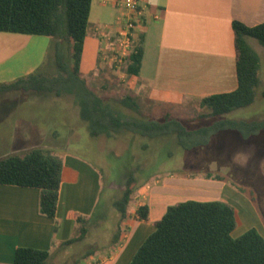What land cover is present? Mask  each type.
Masks as SVG:
<instances>
[{"label":"trees","instance_id":"16d2710c","mask_svg":"<svg viewBox=\"0 0 264 264\" xmlns=\"http://www.w3.org/2000/svg\"><path fill=\"white\" fill-rule=\"evenodd\" d=\"M92 1L0 0V32L44 36L51 40L45 63L36 73L1 87L7 90L31 89L57 97L72 96L90 135L97 139H115L124 134L151 139L173 135L180 145L189 149L210 143L222 133H238L245 140L264 133V120L227 117L238 109L253 105L257 99L262 86V61L250 40L264 47V23L254 27L237 21L232 24L238 53V88L230 93L201 99V105L210 109L212 120L207 125L190 128L170 113L160 121L131 115L130 112L140 115L137 96L125 94L118 98H104L81 77L80 64ZM144 37L143 33H136L131 53L125 59L124 66L129 76L138 77L140 74ZM99 77V80L109 81V76L104 73ZM261 96L264 98V87ZM62 173L61 159L44 149H34L24 155H12L0 160V184L39 189L40 211L55 222V233L59 230L57 209ZM206 176L224 180L213 173ZM135 183V176L131 174L125 191L113 203L119 222L127 218ZM98 209L97 206L89 217L72 214L77 228L70 240L58 245L60 253L88 240L92 230L99 225L96 222ZM109 214L104 211L100 215V222L109 218ZM137 217L147 221L149 207L140 206ZM154 226L155 231L142 244L131 264H264V237L252 228L234 238L237 217L235 209L229 204L191 200L178 203L170 206ZM56 245V241H53V248ZM96 254V248L90 249L74 264ZM53 257L50 251L19 248L15 252L14 264H53L58 258Z\"/></svg>","mask_w":264,"mask_h":264},{"label":"crops","instance_id":"0c3cea01","mask_svg":"<svg viewBox=\"0 0 264 264\" xmlns=\"http://www.w3.org/2000/svg\"><path fill=\"white\" fill-rule=\"evenodd\" d=\"M122 1H92L80 64V75L91 88L97 86L91 81L92 76L104 73L125 78V74L132 93L146 96L150 102L157 99V105H171L175 100L200 101L238 88V53L232 24L237 21L254 27L264 23V0H142V22L137 32L145 37L138 77L129 76L125 66L117 69L112 65V46L123 24ZM251 41L259 54L256 48L260 44ZM50 42L44 36L0 32V89H5L1 85H11L36 73L45 63ZM145 92L161 98H148ZM14 114L12 111L5 116L0 111V128L4 130L0 134V160L34 149L45 150L39 142L31 141L32 131H40V127L23 124L26 117L17 119ZM36 137L41 136L36 133ZM64 165L57 233L55 222L40 211L39 189L0 184V264H14L19 248L50 251L58 257V245L70 240L77 228L72 214L89 217L95 212L102 190L99 168L70 157ZM174 189V184L160 181L155 188L146 189L149 194L143 193L141 199L149 206H139L149 207L148 220H140L132 213L125 222L127 233L122 242L82 264H131L155 231V223L166 213L162 206L167 198L175 197ZM260 234L264 237L263 232ZM53 241L57 243L54 248Z\"/></svg>","mask_w":264,"mask_h":264},{"label":"rangeland","instance_id":"374dc122","mask_svg":"<svg viewBox=\"0 0 264 264\" xmlns=\"http://www.w3.org/2000/svg\"><path fill=\"white\" fill-rule=\"evenodd\" d=\"M251 43L259 45L255 40ZM256 49L262 58V86L255 103L230 113L227 115L230 119L264 120V98L261 96L264 87V47L259 45ZM126 76L124 74L125 78H119L110 75L107 81L99 80L100 77L95 75L91 81L97 84L93 85L94 90L104 98H118L125 94L136 96L129 89L130 82ZM145 95L148 98L159 97L148 96V92ZM145 97L137 96L140 115L130 112L131 115L160 121L170 113L190 128L207 125L212 120L210 109L203 107L200 101L175 100L171 105H157L159 100L150 102ZM0 99V111L5 116L14 111L17 119L26 117L27 122L23 124L40 127L38 132L31 130V141L39 142L42 148L60 158L63 168L69 157L85 160L99 168L102 182L97 202L99 218H96V222L99 225L92 230L87 241L61 252L53 264H74L90 249L96 248L98 253H102L118 246L127 233L125 222L132 213L137 217L139 205L147 203L141 199L142 194H149L146 189L155 188L159 181L176 186L173 190L175 197L167 198L162 211L166 212L170 206L190 200L223 202L236 212L234 238L252 228L264 234V133L250 140L243 139L238 133H222L210 143L189 149L180 145L173 135L151 139L124 134L115 139H97L90 135L70 95L57 97L31 89H0ZM3 131L0 128V134ZM36 133L41 137L36 139ZM208 173L220 175L224 180L207 178ZM131 174L136 179L133 184L134 196L127 218L119 222L113 203L125 191ZM104 211L110 212V217L100 222V215ZM82 263L80 261L79 264Z\"/></svg>","mask_w":264,"mask_h":264},{"label":"built area","instance_id":"2783aa9c","mask_svg":"<svg viewBox=\"0 0 264 264\" xmlns=\"http://www.w3.org/2000/svg\"><path fill=\"white\" fill-rule=\"evenodd\" d=\"M124 13L120 20L122 26L118 32L117 42L112 46L113 64L118 69L124 66L130 55L133 39L141 25L142 0H123Z\"/></svg>","mask_w":264,"mask_h":264}]
</instances>
